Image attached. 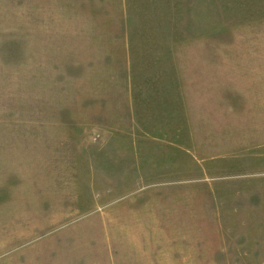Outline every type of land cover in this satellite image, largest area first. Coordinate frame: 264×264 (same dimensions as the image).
I'll return each mask as SVG.
<instances>
[{
  "label": "rangeland",
  "instance_id": "374dc122",
  "mask_svg": "<svg viewBox=\"0 0 264 264\" xmlns=\"http://www.w3.org/2000/svg\"><path fill=\"white\" fill-rule=\"evenodd\" d=\"M0 264H264V0H0Z\"/></svg>",
  "mask_w": 264,
  "mask_h": 264
}]
</instances>
